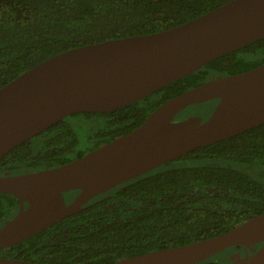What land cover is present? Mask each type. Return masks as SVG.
<instances>
[{"label":"trees","instance_id":"16d2710c","mask_svg":"<svg viewBox=\"0 0 264 264\" xmlns=\"http://www.w3.org/2000/svg\"><path fill=\"white\" fill-rule=\"evenodd\" d=\"M228 1L0 0V87L62 51L162 31ZM262 63L264 38L221 55L125 107L71 114L12 148L0 159V171L19 174L70 162L130 132L167 99L206 80ZM216 102L209 103L213 107ZM18 206L16 196L0 192V224ZM263 211L261 123L97 195L80 211L0 249V256L53 264H113L223 233ZM239 253L243 246L235 245L193 264H228Z\"/></svg>","mask_w":264,"mask_h":264},{"label":"water","instance_id":"95a60500","mask_svg":"<svg viewBox=\"0 0 264 264\" xmlns=\"http://www.w3.org/2000/svg\"><path fill=\"white\" fill-rule=\"evenodd\" d=\"M262 38L264 0H230L162 31L77 46L49 57L0 87V159L71 114L125 107ZM213 100L217 102L208 118L178 119L188 106ZM261 123L264 63L167 99L130 132L70 162L19 174L0 171V192L19 202L0 226V249L80 211L121 182ZM71 190L78 192L67 202L64 193ZM235 245L243 246V253L228 264H264V211L223 233L113 264H193ZM0 264L53 263L0 257Z\"/></svg>","mask_w":264,"mask_h":264},{"label":"rangeland","instance_id":"374dc122","mask_svg":"<svg viewBox=\"0 0 264 264\" xmlns=\"http://www.w3.org/2000/svg\"><path fill=\"white\" fill-rule=\"evenodd\" d=\"M211 108L212 104L209 102L192 104L184 110L181 117L185 118L190 115H199L203 119H206L210 115Z\"/></svg>","mask_w":264,"mask_h":264},{"label":"flooded vegetation","instance_id":"af4514ba","mask_svg":"<svg viewBox=\"0 0 264 264\" xmlns=\"http://www.w3.org/2000/svg\"><path fill=\"white\" fill-rule=\"evenodd\" d=\"M214 107V106H213ZM213 107L211 108V111H212V109H213ZM211 111H210V113H211ZM173 161V160H172ZM137 177V176H136ZM135 178V177H134ZM133 179V178H132ZM130 180V179H129ZM129 180H127V181H124V182H121V183H119L118 185H116L115 187H113V188H121V187H124V186H126V183L129 181ZM112 188V189H113ZM78 191L77 190H71V191H68V192H65L64 194H65V198H66V200H67V202L69 201V200H71L74 196H75V194L77 193ZM71 195V198L68 200V195ZM28 202H26L25 204H27ZM10 218V217H9ZM5 219H8V218H5ZM5 219H2V222H1V224H0V226L3 224V222H4V220ZM6 249V248H5ZM0 257H3V258H8V257H5V256H0Z\"/></svg>","mask_w":264,"mask_h":264}]
</instances>
